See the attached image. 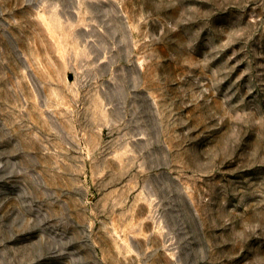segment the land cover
<instances>
[{
	"label": "rangeland",
	"instance_id": "1",
	"mask_svg": "<svg viewBox=\"0 0 264 264\" xmlns=\"http://www.w3.org/2000/svg\"><path fill=\"white\" fill-rule=\"evenodd\" d=\"M0 264H264V0H0Z\"/></svg>",
	"mask_w": 264,
	"mask_h": 264
}]
</instances>
